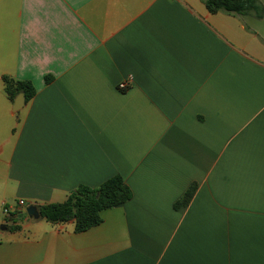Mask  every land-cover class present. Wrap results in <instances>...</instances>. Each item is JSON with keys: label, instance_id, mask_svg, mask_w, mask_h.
<instances>
[{"label": "crops", "instance_id": "0c3cea01", "mask_svg": "<svg viewBox=\"0 0 264 264\" xmlns=\"http://www.w3.org/2000/svg\"><path fill=\"white\" fill-rule=\"evenodd\" d=\"M116 174L133 197L89 230L1 228ZM0 264H264V0H0Z\"/></svg>", "mask_w": 264, "mask_h": 264}, {"label": "trees", "instance_id": "16d2710c", "mask_svg": "<svg viewBox=\"0 0 264 264\" xmlns=\"http://www.w3.org/2000/svg\"><path fill=\"white\" fill-rule=\"evenodd\" d=\"M211 13L225 11L234 14H243L258 6V0H204ZM5 91L15 100L16 96L23 92L26 100H30L36 93L33 83L29 80H18L8 75L3 76ZM196 185H192L178 200L175 207L187 205ZM133 197V191L120 174H116L105 180L98 187L80 185L72 190L67 199L62 202H53L39 205L41 218L53 222H65L71 219L75 221V231L83 232L103 222L104 210L121 205ZM6 206V205H5ZM27 217L25 211L10 212L6 217L7 228L15 231L20 228L17 222Z\"/></svg>", "mask_w": 264, "mask_h": 264}, {"label": "water", "instance_id": "95a60500", "mask_svg": "<svg viewBox=\"0 0 264 264\" xmlns=\"http://www.w3.org/2000/svg\"><path fill=\"white\" fill-rule=\"evenodd\" d=\"M26 102V98L23 92L19 93L14 101V110H19L21 109ZM26 213L30 218L33 219H39L41 218V212L39 210V207L36 204H30L26 208ZM2 229H6L5 225L1 226Z\"/></svg>", "mask_w": 264, "mask_h": 264}, {"label": "built area", "instance_id": "2783aa9c", "mask_svg": "<svg viewBox=\"0 0 264 264\" xmlns=\"http://www.w3.org/2000/svg\"><path fill=\"white\" fill-rule=\"evenodd\" d=\"M118 86H119V88L123 89V88L126 87V83H125V82H120V83L118 84ZM19 204L24 205V204H25V201H24V200H20V201H19ZM4 212H5L7 215L10 214L9 210H7V209H5Z\"/></svg>", "mask_w": 264, "mask_h": 264}, {"label": "rangeland", "instance_id": "374dc122", "mask_svg": "<svg viewBox=\"0 0 264 264\" xmlns=\"http://www.w3.org/2000/svg\"><path fill=\"white\" fill-rule=\"evenodd\" d=\"M7 223V221L5 220V223L4 224H6Z\"/></svg>", "mask_w": 264, "mask_h": 264}]
</instances>
